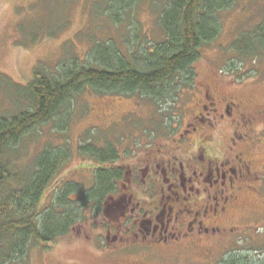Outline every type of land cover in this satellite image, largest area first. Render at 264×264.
I'll return each instance as SVG.
<instances>
[{"label":"rangeland","instance_id":"374dc122","mask_svg":"<svg viewBox=\"0 0 264 264\" xmlns=\"http://www.w3.org/2000/svg\"><path fill=\"white\" fill-rule=\"evenodd\" d=\"M106 1L0 0V117H11L28 108L29 103L20 97L18 89L32 79L35 69L51 72L74 58L86 59L96 43L112 38L120 47L128 46L131 41L127 37L133 35L134 27L131 17L140 26V34L147 35L152 41L161 39L163 34L157 23L158 13L162 10L159 0H139L128 13L125 12L126 15L123 11L119 14L118 22L112 20L104 8ZM263 17L264 0H236L233 8L221 13L220 34L203 46L202 55L194 65L198 76L194 90H183L173 96V93L167 94L162 101H155L140 93L103 94L85 89L74 95L55 119L38 125L27 134L16 152L12 153L14 160L25 170L45 148H65L69 158L59 173L58 183L74 182L86 190L93 186L95 176L92 168L99 161L83 153L82 144L92 143L105 148L113 145L118 155L115 164H121L126 171L133 169L141 181L137 182L140 193L148 189L145 192L150 200V191L155 190L150 184L157 177L153 174L152 181L147 177L148 182H144L142 169L146 168L151 156L167 158L166 154L172 147L173 152L183 158L182 152L175 147L180 146V133L198 110L199 98L207 86L213 88L215 97L222 102L237 99L242 102L241 110L244 112L251 115L264 112V56L257 63L248 60L247 66L236 67L233 64L229 67L227 64L235 56L230 50L232 41ZM241 71L248 75L237 80ZM218 108L222 112L223 107ZM233 129L228 122L211 130L213 138L209 148H213L214 153L225 150L231 142ZM249 130L251 138L239 144L242 156L263 169L264 118L254 121ZM191 135L194 140L198 133ZM153 172L155 170L151 166L150 174ZM146 174H149V169ZM124 184L129 186L125 179L119 182L118 194L108 198L109 204L102 214L94 217L87 211L86 219L70 234L54 243L32 246L25 260L13 264H127L128 261H140L142 264H217L219 259L233 252L246 257L245 261L249 259V264H264V217L247 222L251 226L242 227V235H236L233 242L228 241L226 246L231 248L218 259L215 256L203 262L182 253L176 256L162 252L159 256H143L139 252L145 243L144 237H123L124 230L116 232L114 228L113 217L124 221L123 216L114 211L118 209L117 202L124 192ZM53 194L52 190L48 193L47 203ZM72 196L78 198L75 194ZM239 199L242 205L235 209L239 214L264 213V194L246 191ZM109 221L113 223L111 234L106 229ZM119 227L124 225L119 224Z\"/></svg>","mask_w":264,"mask_h":264},{"label":"trees","instance_id":"16d2710c","mask_svg":"<svg viewBox=\"0 0 264 264\" xmlns=\"http://www.w3.org/2000/svg\"><path fill=\"white\" fill-rule=\"evenodd\" d=\"M138 1L107 0L104 8L118 22L119 14L123 11L126 15ZM159 1L160 40L140 34V26L131 17L134 27L133 35L127 37L131 41L128 46L120 47L112 38L96 43L86 59L74 58L51 72L35 69L32 79L18 89L28 108L11 117H0V264L21 262L32 246L67 236L86 219L87 211L94 217L102 214L108 198L117 191L118 181L124 178L123 167L115 164L117 149L92 143L82 144V152L99 161L92 168L95 179L89 189L83 190L74 182L58 183L69 158L62 147L45 148L31 167L22 170L13 154L24 137L55 119L74 95L88 88L103 94L140 93L155 101H162L167 94L193 90L198 77L194 65L202 48L220 34L221 13L236 4V0ZM230 50L235 56L227 63L229 67L247 66L248 60L257 63L264 56V17L242 31ZM241 72L236 74L237 80L248 75ZM51 190L54 194L47 203ZM245 258L233 252L216 262L249 264Z\"/></svg>","mask_w":264,"mask_h":264},{"label":"flooded vegetation","instance_id":"af4514ba","mask_svg":"<svg viewBox=\"0 0 264 264\" xmlns=\"http://www.w3.org/2000/svg\"><path fill=\"white\" fill-rule=\"evenodd\" d=\"M199 99L198 110L180 133V146L175 147L182 152L183 158L173 152L172 147L167 158L151 156L146 168L142 169L144 182H148L147 177L151 180L153 174L157 177L150 184L155 188L150 191L151 199L145 192L148 189L140 193L137 182L141 181L131 168L124 169V178L118 181L117 191L111 195L118 194L119 182L125 179L129 186L124 184V192L117 202L118 209L114 210L123 216L124 221L113 217L114 228L116 232L124 230L123 237H144L145 243L139 253L145 257L159 256L162 252L176 256L182 253L203 262L215 256L218 259L231 248L226 246L228 241L233 242L236 235H242V227L249 228L250 220L264 217V213L239 214L235 210L242 205L239 196L243 192L264 194V167H256L245 160L239 146L241 141L251 138L249 127L264 118V112L256 115L244 112L242 102L237 99L222 102L215 97L210 86ZM219 106L223 107L222 112ZM228 122L234 128L231 142L225 150L214 153L213 148H209L213 138L211 130ZM194 133L198 135L193 140L191 134ZM151 166L155 170L152 174ZM147 169L149 174L145 175ZM119 224L124 227L118 228ZM112 225L110 221L106 223L110 234ZM127 264L142 263L128 261Z\"/></svg>","mask_w":264,"mask_h":264}]
</instances>
